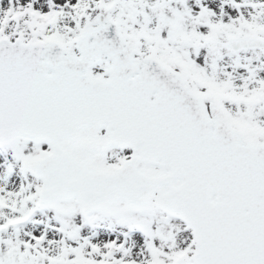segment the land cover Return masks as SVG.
Segmentation results:
<instances>
[{"label":"snow or ice","instance_id":"6c2138e0","mask_svg":"<svg viewBox=\"0 0 264 264\" xmlns=\"http://www.w3.org/2000/svg\"><path fill=\"white\" fill-rule=\"evenodd\" d=\"M0 264H264V0H0Z\"/></svg>","mask_w":264,"mask_h":264}]
</instances>
